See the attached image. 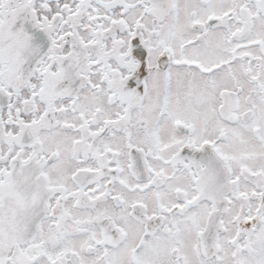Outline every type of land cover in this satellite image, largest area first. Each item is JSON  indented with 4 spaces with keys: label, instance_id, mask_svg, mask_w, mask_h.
<instances>
[{
    "label": "snow or ice",
    "instance_id": "1",
    "mask_svg": "<svg viewBox=\"0 0 264 264\" xmlns=\"http://www.w3.org/2000/svg\"><path fill=\"white\" fill-rule=\"evenodd\" d=\"M0 264H264V0H0Z\"/></svg>",
    "mask_w": 264,
    "mask_h": 264
}]
</instances>
